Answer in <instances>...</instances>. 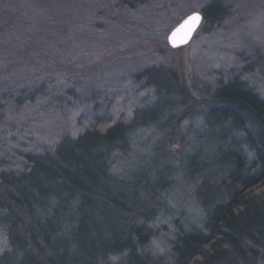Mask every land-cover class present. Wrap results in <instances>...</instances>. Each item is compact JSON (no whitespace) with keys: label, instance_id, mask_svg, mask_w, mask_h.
<instances>
[{"label":"rangeland","instance_id":"1","mask_svg":"<svg viewBox=\"0 0 264 264\" xmlns=\"http://www.w3.org/2000/svg\"><path fill=\"white\" fill-rule=\"evenodd\" d=\"M214 4L221 20L203 16L188 45L168 46L185 17ZM234 80L264 100V0H0V184L64 137L137 118L127 151L109 160L126 196L115 215L140 226L145 258L168 263L176 234L202 231L222 200L210 157L247 149L243 134L231 143L205 121L214 89Z\"/></svg>","mask_w":264,"mask_h":264},{"label":"trees","instance_id":"2","mask_svg":"<svg viewBox=\"0 0 264 264\" xmlns=\"http://www.w3.org/2000/svg\"><path fill=\"white\" fill-rule=\"evenodd\" d=\"M224 15L218 4L203 12L212 23ZM210 97L208 127L230 140L240 132L247 149L232 145L210 157L218 165L213 176H222L216 188L222 200L206 208L202 231L176 234L170 262L145 258L140 226L115 215L125 208L115 198L126 196L109 160L127 151L136 118L64 137L52 153L30 158L27 172L3 178L0 211L9 250L0 264H108L113 256L120 264H258L264 257V100L236 80ZM209 166L202 164V173Z\"/></svg>","mask_w":264,"mask_h":264},{"label":"water","instance_id":"3","mask_svg":"<svg viewBox=\"0 0 264 264\" xmlns=\"http://www.w3.org/2000/svg\"><path fill=\"white\" fill-rule=\"evenodd\" d=\"M194 13L188 15L187 17H185L167 36V44L170 48L172 49H179L181 47H184L186 45H188L193 37L195 36L196 32L198 31L202 21H203V15L201 13H197L199 14L201 17V20L199 22V24L196 26V28L191 32L190 36H186L185 33L187 32V29H185L184 31L177 33V35L175 36V41H173V34L177 32V29H179L181 27L182 24H184L185 20L193 15Z\"/></svg>","mask_w":264,"mask_h":264},{"label":"snow or ice","instance_id":"4","mask_svg":"<svg viewBox=\"0 0 264 264\" xmlns=\"http://www.w3.org/2000/svg\"><path fill=\"white\" fill-rule=\"evenodd\" d=\"M201 20V17L199 14L194 13L193 15L189 16L184 24L181 25L179 29H177V32L173 34V41H175V36L177 33H180L187 29V32L185 33L186 36H190L191 32L196 28V26L199 24Z\"/></svg>","mask_w":264,"mask_h":264}]
</instances>
